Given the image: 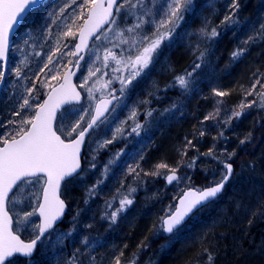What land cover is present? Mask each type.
<instances>
[{
  "label": "trees",
  "instance_id": "obj_1",
  "mask_svg": "<svg viewBox=\"0 0 264 264\" xmlns=\"http://www.w3.org/2000/svg\"><path fill=\"white\" fill-rule=\"evenodd\" d=\"M210 1H193L192 10L176 28L171 46H166L167 39L162 43L159 62L149 70L151 76L144 79L152 83L149 110L153 114L148 130L130 141L118 162L119 167H113V172L98 186L96 194L88 198L87 204L84 203L86 188L95 181L85 180L76 191L77 212L70 209L67 201L69 212L65 220L42 240L33 259L18 257L12 264H69L73 254L78 257L75 264H115L114 257L120 252H123L121 264L132 261L135 264H264V107L260 106L258 96L264 92V34L260 31L264 23V0H238L235 23L221 22L230 11L228 1L222 0L215 12L208 5ZM49 4L50 0H45L35 14L28 17L14 44L24 30H29L27 36L32 39L44 33L43 20ZM207 21L208 29L215 27L219 33L210 45L204 39L200 48L191 54L177 43L181 30L187 26L201 29ZM249 37L253 39L248 40ZM75 41L72 42L75 44ZM205 48L206 58L190 79L189 89L168 87L176 76L191 71L199 51ZM239 48L246 51L233 60L232 54ZM15 49L11 52L0 97V122L5 124L14 112L11 111L12 100H6L9 96L6 87L16 60ZM160 65L161 69H156ZM257 78L260 83L252 90ZM140 83H136L134 91ZM214 88L225 90L228 95L217 97L212 91ZM250 90L252 95H248ZM45 93L43 90L39 94L40 99L45 98ZM253 100L257 103L248 107V102ZM242 102L244 107H241ZM234 112H242V115L233 116ZM209 113L211 118L205 120ZM201 131L205 133L203 136ZM186 137L192 140L194 148L185 149ZM210 148L216 159L206 155ZM185 150L187 155L181 157L180 153ZM192 159H195L194 166L181 167L178 175L191 176L192 185L197 187L207 186L213 177L219 180L223 162L231 163L235 173L218 200L166 237L159 225L169 204L174 203L175 187L168 185L162 176H145L141 172L136 178L134 173L128 174L126 165L135 167L138 163L140 168L150 172L160 162L176 167L178 162L187 165ZM241 165L246 166V171ZM159 171L165 173L167 169ZM75 180L64 186L65 200L68 186ZM129 185L137 189L133 193L134 202L112 223L107 218L106 202L117 196L118 188L126 192ZM193 226L201 232L198 237L197 233L193 235ZM69 232L71 236L67 235ZM209 253L213 256L211 262L207 260Z\"/></svg>",
  "mask_w": 264,
  "mask_h": 264
},
{
  "label": "snow or ice",
  "instance_id": "obj_2",
  "mask_svg": "<svg viewBox=\"0 0 264 264\" xmlns=\"http://www.w3.org/2000/svg\"><path fill=\"white\" fill-rule=\"evenodd\" d=\"M192 3L193 0H164L158 7L155 4L148 7L144 0H135L134 3L133 0H64L58 10L54 9L48 13V23L59 28L60 24L55 17H64L66 11L72 9L71 23L65 22L63 29L56 33V44L46 54V60L39 68V73H43L46 80L56 81L57 84L44 83L42 86L50 88V91L45 93L46 99H39L38 96L32 95L34 91L38 92L35 82H33L32 87L26 89L28 95L22 97V103L18 106L19 110L13 112V115L20 117V120L17 122L9 119L7 124L0 122V129H2L0 131V264H12L10 258L16 255L31 258L38 242H41L42 238H46L45 234L53 229L58 221L62 220L68 206L66 201L61 199L62 184L66 185L73 179L83 178L85 168L82 166V160H87V167L96 169L95 161L98 153L108 145L115 143L118 138H124L125 125L128 120L132 121L131 133L140 135V129L144 125L139 121L135 108L128 112L127 120L118 121L114 114L125 99L127 86L132 84L137 77L146 74L145 70L151 65L159 62L162 52L158 50L161 48V44L167 39L169 44L166 46H171L176 28L184 20L185 14L192 10ZM40 6H42V0H0V83L5 82L3 65L9 60L13 48L23 51L18 44L13 43V31L17 27H23L27 18ZM227 8L230 11L221 22L232 21L235 23L233 17L239 8L238 0H230ZM133 18L135 23L132 22ZM77 21H80L78 32L73 29V25ZM123 24L130 26L121 29L120 26ZM260 31L261 34H264V23L260 25ZM200 32L209 45L219 34L215 27L209 30L207 22ZM109 33H114L118 43L110 39ZM45 36L47 38L53 36L51 27L45 28ZM69 37L78 40V42L71 46L64 45L68 51L61 52L59 41ZM252 39L253 37L248 38V40ZM90 40L93 41L91 48ZM96 41L101 43L108 41L113 43L114 48L127 45V49H121V52L117 53L113 51V48L105 47L101 57L98 46L95 44ZM23 43L28 44L29 40L25 39ZM94 49V59L89 64L82 53L92 54ZM245 51L244 48L234 51L233 60L239 59ZM125 52H127L126 56ZM206 52L207 48L199 51L191 71L176 76L168 87L179 88L182 91L188 90L190 79L201 68V62L205 60ZM36 55L39 57L41 53L38 52ZM65 55L74 57L75 60H68L64 64L61 57ZM82 61L84 64L81 63ZM97 61L100 63V67L95 66ZM23 63L24 61H21V64ZM113 65L115 66L113 67ZM62 67L67 68V71L61 74ZM110 67L113 72L127 71V75L113 76L104 81L101 89L97 90L107 89V93L96 99L94 88L95 83L100 82L99 78L97 77L93 87H87L88 81L100 73L102 68ZM78 71L80 76L77 79L81 82L76 84L73 83V77L77 76ZM15 73L18 80L24 75L20 67L15 68ZM103 75H108V73L104 72ZM26 78L33 79L32 77ZM35 80H39L38 74ZM115 81L119 82V89L111 87ZM259 83L260 80L257 78L252 85V90ZM78 88L85 89L87 92L85 99L90 103L87 107L81 105L79 109L71 111L64 108V105L71 102L79 103L81 101L82 96ZM252 90L248 92V95L253 94ZM212 91L217 97L222 98L228 95L227 91L219 88H214ZM258 96L260 106L264 107V92L258 93ZM148 102L150 101H142V103ZM256 103L257 101L253 100L248 102L247 106L251 107ZM244 106L242 102L241 107ZM125 107L127 106L125 105ZM175 107L174 104L173 109ZM165 111L167 112L169 109H165ZM152 114L153 111L149 110L146 117H151ZM211 115L209 113L204 119L208 120ZM232 115L239 117L242 112H234ZM66 120L67 124L64 123ZM11 124H16L15 130L7 127ZM105 129L107 132L104 138L93 141V137ZM109 132L111 138H108L107 133ZM204 134L201 131L200 135ZM185 140V149L195 147L192 140L187 137ZM91 142H95L97 147L89 148ZM241 143L243 144L244 141L242 140ZM123 154L122 151L117 152L105 162L101 176L96 179L94 184L86 188L85 204L88 203V198H92L96 194L98 186L104 184L108 173L113 170V166L119 167L118 162ZM180 155L181 157L186 156L187 151H182ZM206 155L213 159L217 158L213 155L211 148ZM230 158L231 154H229ZM140 159H143V156ZM194 164L195 159H192L187 165H180L178 162L176 167L160 162L150 172L144 171L138 163L135 167L126 165L128 174L134 173L136 178L140 177L141 172L145 176H162L168 185L175 187L174 203L169 204L168 211L161 217L159 225V228L167 233H173L174 229H177L186 217L217 198L223 192L225 184L233 173V165L223 162L225 171L220 173L219 180L213 177L207 186L197 187L192 185L191 176L178 175L181 167L192 168ZM137 169L140 170L137 171ZM159 169H167V171L161 173ZM37 186L39 187L37 188ZM34 189L35 191H33ZM136 191L137 189L131 185L128 186L126 192H121L118 188L117 196H113L111 201L106 202L109 210L107 218L112 223H115L120 214L133 204V193ZM20 193H26V195L18 201L17 195ZM25 200L27 203L24 210L17 212L13 209V215H10L9 204L15 206L18 203L23 204ZM113 201H116L115 205ZM34 217H38V219H34ZM30 229L34 230L30 233L32 238L25 242L21 236L28 233ZM67 235L71 236L72 233L69 232ZM63 238L61 236V239ZM77 252H80V249H77ZM121 256H123V252L114 257L115 264H121ZM77 259L78 257L73 254L69 264H75ZM207 260L209 262L213 260L211 253L207 255ZM131 264H135V262L132 261Z\"/></svg>",
  "mask_w": 264,
  "mask_h": 264
},
{
  "label": "rangeland",
  "instance_id": "obj_3",
  "mask_svg": "<svg viewBox=\"0 0 264 264\" xmlns=\"http://www.w3.org/2000/svg\"><path fill=\"white\" fill-rule=\"evenodd\" d=\"M224 1H228V3H230V0H224ZM134 2H135V0H133V3ZM144 2H145V4L148 5V7H152L153 4H155L158 7L160 4H162L164 2V0H144ZM220 2H222V0H211L208 3V5L211 7L212 11L215 12L216 7H217V5H219ZM63 3H64V0H50V4L46 7V14H45L46 18L43 21L45 22V28L51 27L53 29V36L51 38H47L45 36V30H43L44 33L41 36H37V38L32 39L29 37V35L27 36L26 32H28L29 30L28 31L24 30V32L19 33L18 38L16 39L15 43L18 44L20 49H23V51L15 49L16 60L14 61L13 65H12V68H11V71L9 74V79L7 82V87H6V90L9 93V96H7L6 100L7 99L12 100L11 101L13 104V107L11 109L12 112L15 110H19L18 106L20 103H22V97L28 95L26 89L32 87L33 82H35V85H36L38 92L34 91L32 93V95L38 96L39 99H40L39 94L42 93L43 90L46 93L50 90V88H44L42 86L44 83H47L50 85H56L57 84L56 81L46 80L44 74L39 73V68L45 62L46 54H48L51 51V49L53 48V46L56 44V41H57L56 33L63 29L65 22L71 23L72 17L70 15V13H72V9H68L66 11L64 17H59V16L55 17V19L60 24L59 28H56L55 26L48 23V19H49L48 13L52 12L54 9L58 10V8L60 6H62ZM153 10H155V9H153ZM30 16L32 17L33 13ZM207 18H209V16H207ZM205 19L206 18H204V20ZM132 22L133 23L136 22L134 18L132 19ZM79 23H80V21H77L76 24L73 25L74 31L78 32ZM207 25H208V21H207ZM128 26H130V25L123 24L120 26V28L123 29V28H126ZM117 30H119V29H117ZM125 35L128 36L127 33H125ZM109 37L113 42L118 43L114 33H109ZM25 39L29 40L28 44L23 43V40H25ZM203 40H204V36H203V34H201L200 29H198V27L194 28L192 26H187L186 28L181 30V34H179L177 37V43H179V45L188 49L191 54L195 53L198 50V48H200V46H201L200 42ZM72 41H73V39L70 37L63 39V40H60L59 43L61 46V52H67L68 48H65L64 45L71 46L74 44ZM95 44H96V46H98L99 54L101 55V57L103 55V51H104L105 47L113 48V51H115L117 53H120L121 49H127V45H120V47L114 48L113 43H109L108 41H104L103 43H101L100 41H96ZM161 46H162V44H161ZM92 47H93V45H92ZM38 52L41 53V55L39 57L36 55V53H38ZM124 54L126 56L127 52H125ZM94 55H95V49H94L92 54L88 53L86 61H88L89 64H91L93 62ZM54 59H56V57H54ZM61 60L63 61L64 64H66L68 60L74 61L75 58L65 55V56L61 57ZM21 61H24V63L21 64ZM164 62L165 61H163V63ZM95 66L100 67L101 65L97 61V62H95ZM114 66L115 65H113V67ZM16 67H20L22 73L24 74L21 76V78L19 80L16 78V73H15ZM154 67H155V65H151L148 69L145 70L146 74H144L142 77H137V79L134 80L132 82V84L127 86V89L125 91V99H124L123 103L118 107L117 112L114 114L117 116L118 121L119 120H127L128 112L131 109L135 108L137 113H138L139 121L141 122L142 125H144V127H142L140 129V135L137 136L135 133H131L132 121L128 120L127 124L125 125L126 131H125L124 138H122V139L118 138V140L115 143L108 145L105 149L101 150L98 153L96 161H95L97 164L96 169H91V168L87 167V160H85L86 161V167H85V171L83 173V178L82 179L76 178L75 181H72V183L68 186V190H67L68 192H66V195H65L66 201H68L71 205V207H70L71 210H74V211L76 210V212H77L78 195H77L76 191L80 187H82V185L85 183V180L89 178V179L96 181V179L101 176V173L103 171V165L105 164V162H107L110 159V157L112 155H114L117 152H121V151L123 153L126 152V149L130 145V141H132V139L135 137H140L141 133H145L148 130L149 125L151 124V117L152 116L146 117V113L149 111L150 102L142 103V101H150V98L152 96V89H151L152 83H147V81L149 82V79H147V81H145L144 79L147 76L148 77L151 76V74H149L150 73L149 70L151 68H154ZM157 67L159 69H161L162 65L156 66V69H157ZM65 70H66V68L62 67L61 68V74ZM45 71H47V70H45ZM104 72H107L108 75H103ZM37 74L39 75V80H35V77ZM85 75H86V72H85ZM120 75H127V71L113 72L111 67L107 68V69L102 68L100 73H97L96 76L92 77L88 81L87 87H93V84L97 80V77H98L100 82L95 83L94 95H95L96 99H99L101 95H106V93H107V89L97 90V89H101V85L103 84V82L107 81L110 77L120 76ZM26 77H32L33 79H28ZM150 80L152 82V77ZM139 81L141 82L140 87L137 90L135 89V91H134L133 88L136 85V83ZM80 82L81 81L78 79L77 83L79 84ZM145 83H147V84H145ZM41 87H42V90L40 89ZM111 87H113L115 89H119L120 84L118 81H115ZM80 89L84 93L85 98H86L87 92L83 88H80ZM117 94H119V93H117ZM142 94H143V96H142ZM29 99L31 100V97H29ZM33 102H35V101H33ZM88 103H90V102L85 99V102L83 105L85 107H87ZM125 105L127 107H125ZM80 107L81 106L72 107V108H69V110L71 111L72 109H79ZM171 111H173V109H171ZM162 115L164 116V113H162ZM162 115H160V116H162ZM11 120L18 122L20 120V117L14 116L12 114ZM58 123H59V121H58ZM64 123L67 124L68 121L66 120V121H64ZM8 128L15 130L16 124H11V125H9ZM106 132H107V129L100 131L97 136L93 137V141L103 139ZM128 133H131V134L129 135ZM107 134H108V138H111V133L109 132ZM96 147H97V145L95 142H91L89 144V148L94 149ZM127 154H128V152H127ZM123 156H124V154L121 157H123ZM89 159H90V157H89ZM223 171H225V169L222 170L221 172H223ZM111 172H113V170ZM110 173H108V176L110 175ZM234 173H235V169H234ZM220 178L221 177H219V179ZM38 187L39 186H37V188ZM33 191H35V189ZM25 195H26V193L18 194L17 200L19 201V200L23 199L25 197ZM26 203H27V201L25 200L23 204L18 203L15 206L12 204H9L10 213L13 215V211H12L13 209H15V211H17V212L24 210V208L26 207ZM15 218L16 217L14 215V220H15ZM34 219H38V217H34ZM193 228H194L193 229V232H194L193 235H195L197 233V237H198V234H199L198 229H195L194 226H193ZM32 231H34V230L30 229L28 233L22 234L21 237L28 241L29 239L32 238V236L30 235V233ZM90 264H91V262H90Z\"/></svg>",
  "mask_w": 264,
  "mask_h": 264
},
{
  "label": "water",
  "instance_id": "obj_4",
  "mask_svg": "<svg viewBox=\"0 0 264 264\" xmlns=\"http://www.w3.org/2000/svg\"><path fill=\"white\" fill-rule=\"evenodd\" d=\"M43 2H44V0H42V4H43ZM40 7H41V6H40ZM40 7H38V8H40ZM38 8H36L35 10H37ZM35 10H34V11H35ZM34 11H33V12H34ZM33 12H32V13H33ZM106 27H107V25L105 26V28H106ZM20 29H21V27H17V29H16L15 31H13V33H12V38H13V40H14L15 36L17 35V33L19 32ZM77 42H78V40H76V43H77ZM92 44H93V41L90 40V41H89V46H90V48H91ZM82 55H85V60H86L88 53L85 52V53H82ZM9 62H10V57H9V60L6 62V64L3 65V68H4V70H5V76H6V78H7V75H8V66H9ZM81 63L84 64V61H82ZM69 67H71V66H69ZM65 71H67V69H66ZM79 76H80V72L78 71V72H77V76H76V77H73V83L78 84V83H77V80H78L77 77H79ZM5 81H6V79H5ZM4 84H5V82H4V83H0V97H1V93H2V90H3ZM49 91H50V90H49ZM78 91H80L81 96H82L81 101H80L79 103L71 102L70 104L64 105V106H63L64 108H69V107H73V106H81V105L84 103L85 96H84V94H83V92L81 91L80 88H78ZM44 99H46V97H45ZM61 112H63V109H61ZM58 115H60V114L58 113ZM82 166H83V160H82ZM233 175H234V166H233V173H232V176H231V178L228 180V182L225 184V188H224L223 192H222L221 194H219L217 198H215V199L212 200L211 202L207 203L206 206L210 205L211 203H213L214 201H216L217 199H219V198L221 197V195L224 193V191H225V189H226V186H227V185L230 183V181L232 180ZM63 186H64V185L62 184L61 193H62V190H63ZM61 199H63L62 194H61ZM66 203H67V202H66ZM67 205H68V204H67ZM206 206H204V207H206ZM204 207H202V208H204ZM68 208H69V207L67 206V208L65 209V215L63 216L62 220H61V221H58L57 224H56V226H55L53 229H50L49 232L45 234V236H47L50 232H52V231H53L54 229H56L60 224L63 223V221H64V219H65V217H66V215H67V213H68ZM202 208H201V209H202ZM201 209H200V210H201ZM197 212H198V211H196L195 213L191 214L189 217H186V218H185V221H184L181 225H179L177 229H174L173 233H167V232L163 231L164 234H165V236H166V237H170L171 235H173L176 231H178L180 228H182V227H183V226H184V225H185V224H186V223H187V222H188V221H189V220H190V219H191V218L197 213ZM10 215H11V214H10ZM21 239H22V238H21ZM42 239H43V238H42ZM24 241H25V240H24ZM25 242H27V241H25ZM39 244H40V242H38V244H37V246H36V249L34 250L33 255H32L31 258H26V257L20 256V255H16V256H14V257H12V258H10V259L13 260V259L16 258V257H21V258H23V259H27V260L32 259V258L35 256V254H36V252H37V250H38Z\"/></svg>",
  "mask_w": 264,
  "mask_h": 264
},
{
  "label": "bare ground",
  "instance_id": "obj_5",
  "mask_svg": "<svg viewBox=\"0 0 264 264\" xmlns=\"http://www.w3.org/2000/svg\"><path fill=\"white\" fill-rule=\"evenodd\" d=\"M242 166V169L244 170V171H246V166L245 165H241ZM218 200V199H217ZM198 233L200 234L201 232H200V230H198Z\"/></svg>",
  "mask_w": 264,
  "mask_h": 264
}]
</instances>
